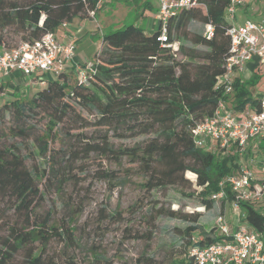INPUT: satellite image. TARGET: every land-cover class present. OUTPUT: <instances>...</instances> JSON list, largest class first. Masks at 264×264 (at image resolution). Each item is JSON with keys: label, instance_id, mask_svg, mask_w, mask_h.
<instances>
[{"label": "trees", "instance_id": "1", "mask_svg": "<svg viewBox=\"0 0 264 264\" xmlns=\"http://www.w3.org/2000/svg\"><path fill=\"white\" fill-rule=\"evenodd\" d=\"M195 1L196 5L168 19L167 42L159 38L161 21L152 33L134 24L106 32L95 53L96 73L88 81L79 82L74 74L63 71L31 98L16 96L0 104V117L7 111L13 114L18 120L17 130H10L15 135H26L31 124L25 123L41 113L55 131L59 124L75 127L78 123L80 131L76 135L82 146L74 150V155L94 151L115 159L126 156L141 164L148 177L144 185L150 190L171 185L192 187L193 181L185 176L191 172L197 188L186 195L196 196L205 209L213 208L216 200L212 194L220 190V182L237 163L233 157L197 147L192 126L212 115L222 98L237 111L247 104L259 106L260 98L252 91L264 78V66L257 57L249 62V70L236 75L233 92L224 95L216 85L226 70L230 49L227 8L231 0ZM97 4V0H0V47H12L7 40L10 29L21 33L22 41L33 40L47 31L56 32L63 22L87 14ZM196 23L204 30L194 28ZM207 24L214 29L211 38L205 35ZM111 131L119 137L127 133L150 137L132 147L115 148ZM44 135L39 137L38 148L51 165L50 133ZM27 158L21 144H0V204L5 201L14 210V217L0 210V264H60L45 247L64 232L50 224L49 215L38 212L45 198L40 181L49 171L29 167ZM111 173L103 171L102 177H113ZM226 190L231 200L229 184ZM243 207L251 226L264 231L263 211L256 204L243 203ZM150 214L190 222L182 230L184 250L164 264H198L190 254L191 246L222 239L216 226L207 230L200 223V212L187 213L155 204ZM65 234L66 240L73 239L70 226L65 227ZM142 257L145 264H155L154 256Z\"/></svg>", "mask_w": 264, "mask_h": 264}, {"label": "rangeland", "instance_id": "2", "mask_svg": "<svg viewBox=\"0 0 264 264\" xmlns=\"http://www.w3.org/2000/svg\"><path fill=\"white\" fill-rule=\"evenodd\" d=\"M256 6L260 10L263 8L260 2H256ZM140 14V10H132L124 25L140 23L137 20ZM227 20L231 22L230 17ZM194 28L204 30L200 23ZM112 30L115 28H105V32ZM7 38L9 45L15 46L22 41V34L10 29ZM175 45L177 47V43ZM252 92L256 96L264 94V78ZM17 93L22 98L33 95ZM6 101L0 99V104ZM228 104L232 106L230 101ZM47 121L48 118L41 113L25 123V126L31 124L26 135H15L10 128H15L18 120L10 111L4 112L0 117V144H21L28 156L29 167L49 171L40 181L45 198L38 212L42 216L49 215L50 224L64 232V236L53 238L45 247L46 253L60 264H145L143 255H152L155 264H164L173 255H179L185 248L182 230L190 222L169 216L154 218L150 208L155 204L187 213L200 212V223L207 230L215 226L216 215L221 211L229 221L237 219L238 212L229 203L216 201L213 208L205 209L196 196L186 195L197 188L195 175L191 172L185 176L193 181L192 187L171 185L150 190L144 185L148 177L140 163H133L126 156L121 159L103 157L94 151L76 156L74 150L82 146V140L76 135L80 131L78 123L75 127L59 124L55 131ZM48 133L51 136L47 137ZM88 133L92 135L93 129ZM43 135L49 140L48 155L54 158L51 165L38 148L39 137ZM109 136L115 148L132 147L150 137L131 136L130 133L119 137L113 131ZM103 171H112L113 177H102ZM8 205L2 202L0 210L14 217V210ZM256 206L264 211L263 203ZM68 226L73 229L72 240L65 238V227Z\"/></svg>", "mask_w": 264, "mask_h": 264}, {"label": "built area", "instance_id": "3", "mask_svg": "<svg viewBox=\"0 0 264 264\" xmlns=\"http://www.w3.org/2000/svg\"><path fill=\"white\" fill-rule=\"evenodd\" d=\"M108 1L112 0H97L98 3ZM245 2L231 0L227 8V15L231 18V25L227 28L230 49L226 70L219 76L216 85L224 95L233 92L236 75L245 74L249 62L257 57L264 66V12L259 20L246 18L238 22V7ZM196 3L195 0H159L160 40L168 41V19ZM88 13L94 15L95 9L88 10ZM63 24L66 25V22ZM213 30L212 24H207L205 35L211 38ZM75 54L74 41L63 43L55 32L47 31L39 38L21 41L12 47L3 44L0 75L20 71L28 77L39 72L58 76L68 69ZM77 69L79 82L88 81L96 73L94 62ZM258 96L259 106L247 104L241 111L233 109L222 98L212 115L205 116L192 126L197 147L223 157H233L237 163L233 172L220 182V190L212 194L217 202L231 204L238 212L237 219L229 221L222 211L216 215L215 226L222 239L204 246H191L190 254L198 264H264V231H257L251 226L243 207V203L264 205V94ZM227 184L233 194L231 200Z\"/></svg>", "mask_w": 264, "mask_h": 264}, {"label": "crops", "instance_id": "4", "mask_svg": "<svg viewBox=\"0 0 264 264\" xmlns=\"http://www.w3.org/2000/svg\"><path fill=\"white\" fill-rule=\"evenodd\" d=\"M256 2H260L263 6L261 10L255 7ZM134 9L141 11L140 16H137L140 23L134 25L141 27L145 25L146 27L143 28L146 33H152L158 28L160 25L159 0H112L98 3L94 15L87 13L66 22V25L62 23L55 32L58 40L63 43L74 41L76 44V54L66 71L75 73L77 78L78 66L94 62L95 53L106 33L105 28L117 29L123 26ZM263 12L264 0H246L245 4L238 8L236 19L238 22L246 18L259 20ZM50 75L54 74L39 72L28 77L20 71H15L6 76L0 75V99L9 100L13 96L16 97L17 92L20 91L34 94L47 84Z\"/></svg>", "mask_w": 264, "mask_h": 264}]
</instances>
